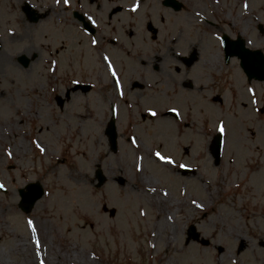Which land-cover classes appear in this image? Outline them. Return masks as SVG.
I'll return each mask as SVG.
<instances>
[{
    "label": "rangeland",
    "instance_id": "obj_1",
    "mask_svg": "<svg viewBox=\"0 0 264 264\" xmlns=\"http://www.w3.org/2000/svg\"><path fill=\"white\" fill-rule=\"evenodd\" d=\"M182 1L175 12L156 0H0L4 264H264V84L246 81L236 58L225 62L220 40L241 34L264 49V0ZM74 9L98 26L95 36ZM77 83L89 91L66 96ZM154 83L163 89L150 92ZM180 106L183 123L194 112V134L178 130ZM114 113L112 153L104 130ZM98 165L108 177L101 188ZM37 181L45 194L24 213L18 190Z\"/></svg>",
    "mask_w": 264,
    "mask_h": 264
},
{
    "label": "water",
    "instance_id": "obj_2",
    "mask_svg": "<svg viewBox=\"0 0 264 264\" xmlns=\"http://www.w3.org/2000/svg\"><path fill=\"white\" fill-rule=\"evenodd\" d=\"M25 9H26L27 14L31 15L34 20H37L39 18V16L34 15L32 13L30 9V5L26 6ZM87 28L91 30L92 32H94V30L90 28L89 26ZM238 46L240 47V49L242 48L241 43ZM242 50L248 51L244 48H242ZM21 60H23L25 64L27 63V60L24 57H21ZM242 61H243L242 65L244 67V70L245 72H247L249 76L251 77L253 75L264 76V64H263L264 60L262 57L261 58L259 57L258 52H252V53L243 52ZM83 89H87V86H85ZM107 133L110 137V142L112 144V150H116L117 149V144H116L117 133H116L114 122L111 123L110 127L107 130ZM219 148H220V140H218L217 148L216 150H214L215 151L214 154L217 158L220 155V153L218 152ZM96 176L99 179V183L97 184V186H102L106 178H105V175L102 173L101 169L97 171ZM19 192L21 195V200L19 202L20 207L25 212L30 211L34 207L38 199L41 198L45 193L42 184L38 181L37 183H29L25 189H20Z\"/></svg>",
    "mask_w": 264,
    "mask_h": 264
},
{
    "label": "snow or ice",
    "instance_id": "obj_3",
    "mask_svg": "<svg viewBox=\"0 0 264 264\" xmlns=\"http://www.w3.org/2000/svg\"><path fill=\"white\" fill-rule=\"evenodd\" d=\"M58 2H59V0H58ZM64 3H65V5H67V4H68V0H64ZM245 7H247V5H245ZM132 11H136V7H133ZM217 39H219V37H217ZM92 43L95 44L96 41L93 40ZM104 59H105V61H107L108 58L105 57ZM108 70L111 72L113 78H115V77H116V73L112 70V66H111V64L108 65ZM116 87H117V89H119V87H120L118 81H117ZM248 91H249V92H252V89H249ZM254 102H255V101H253V103H254ZM171 111L174 112L175 109H171ZM152 115L155 116L156 113L153 112ZM218 131L221 132V133L224 132V128H223L222 125L218 128ZM33 143H35V141H33ZM132 143L135 145V140H133ZM37 146H38V145H37ZM38 147H39V146H38ZM40 151L43 152L44 149H43V148H40ZM153 155H155V157L157 158V160L162 161V162L165 163V164L172 165V164L175 163L171 158L164 157V156H162L159 152L153 153ZM179 167H180V168H185L186 166L183 165V164H180ZM137 170L139 171V167H137ZM2 187H3V185H0V188H2ZM165 195H167V193H165ZM193 203H195V202H193ZM196 206H197V207H200V205H196ZM141 215H143V213H141ZM28 226H29V228H33L32 221H31V220L28 221ZM33 232H35V229H34V228H33ZM37 246H38V245H37ZM41 264H43V262H41Z\"/></svg>",
    "mask_w": 264,
    "mask_h": 264
},
{
    "label": "bare ground",
    "instance_id": "obj_4",
    "mask_svg": "<svg viewBox=\"0 0 264 264\" xmlns=\"http://www.w3.org/2000/svg\"><path fill=\"white\" fill-rule=\"evenodd\" d=\"M27 25H25L24 27H26ZM196 47H193V49H195ZM192 56H197L196 55V53L194 52L193 54H192ZM1 61H2V64H8V60L6 59V58H1ZM171 116L172 114L170 113V112H166V114H165V116ZM182 170H184V168H182ZM155 205L158 207V208H160L161 210H163L165 207H166V205H167V203H168V201L166 200V198H164L163 197V195H161V196H159V197H157V198H155ZM166 215V214H165ZM166 219V223H168V219H167V217L165 218ZM28 249H30L31 247L30 246H26ZM36 254H38L39 256L40 255H43V257L44 256H46V254H47V249L45 248V250L44 251H42V252H39V251H37V253ZM57 257H60V256H57ZM73 258H76V257H74L73 256ZM1 263H3L1 260H0V264ZM4 264V263H3Z\"/></svg>",
    "mask_w": 264,
    "mask_h": 264
}]
</instances>
